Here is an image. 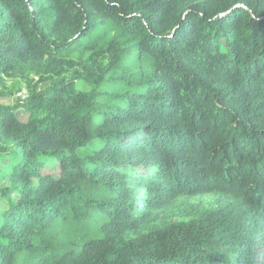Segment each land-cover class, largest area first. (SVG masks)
<instances>
[{"label":"trees","instance_id":"obj_1","mask_svg":"<svg viewBox=\"0 0 264 264\" xmlns=\"http://www.w3.org/2000/svg\"><path fill=\"white\" fill-rule=\"evenodd\" d=\"M11 77L0 264H264V0H0Z\"/></svg>","mask_w":264,"mask_h":264},{"label":"rangeland","instance_id":"obj_2","mask_svg":"<svg viewBox=\"0 0 264 264\" xmlns=\"http://www.w3.org/2000/svg\"><path fill=\"white\" fill-rule=\"evenodd\" d=\"M29 81L32 83L27 84L23 79L15 77L5 78L3 80L4 86L1 88V92L4 96L0 99V103L3 105H12L16 99H23L24 97H26L28 94L27 86L30 85L32 87L36 85L37 80L31 77ZM44 86L45 84L38 85L37 91H41ZM76 88L81 91L89 90L85 85L80 82L76 84ZM18 116L21 120H25L27 115L24 113H19ZM43 173L56 175L57 171L55 170V167L48 166L43 171ZM189 203L193 205L204 206L206 208H213L221 204L222 199L218 196L208 195L190 200ZM185 212L186 209H184L181 204H178L164 214V220L167 222L171 220L178 221L183 218ZM261 253L264 254V248L261 249Z\"/></svg>","mask_w":264,"mask_h":264}]
</instances>
